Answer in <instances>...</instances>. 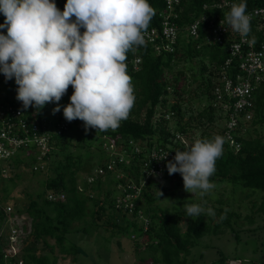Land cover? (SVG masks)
Returning a JSON list of instances; mask_svg holds the SVG:
<instances>
[{"label":"trees","instance_id":"trees-1","mask_svg":"<svg viewBox=\"0 0 264 264\" xmlns=\"http://www.w3.org/2000/svg\"><path fill=\"white\" fill-rule=\"evenodd\" d=\"M217 2L219 0H181V5L177 8L179 12L177 24L180 31L173 52L163 50L164 42L160 41L161 39L157 40L158 46L161 47L160 52L156 51V45L145 43L128 50L125 64L133 85L134 104L127 118L116 128L97 130V135L91 138L97 140L101 137L106 141L102 145L103 148H97V153L103 154L98 156L97 164H94V155L89 152L91 144L82 139L77 146V152L69 151L71 141L74 140L70 131L73 125L77 128L80 126L76 123L77 119L73 120L68 130L53 136L50 163L47 169L39 172L53 169L55 174L46 182V189L49 192L63 193L65 200H49L46 192L26 196L28 204L25 211L31 219L30 235L34 247L22 250L20 256L24 264H58L59 258L68 256L73 257L72 264H77L78 246L70 241L69 235L90 232L89 227L103 224L111 226L118 233H129L131 239L135 238L134 242L140 241L137 242L139 245L137 248L145 252L136 264H187L191 250L199 245L202 238L210 234L222 235L225 230L233 228V220L240 216L235 211L225 210L224 207L218 209L215 207L216 215L202 212L199 216L192 217H187L182 207L184 203H193L192 199L182 198L177 201L179 205L163 207L159 204L160 200L165 197L171 199L175 192L161 188L160 184L154 181H149L142 189L137 201L139 206L133 214L134 219H130L116 209L117 187L119 184L126 185L131 180L139 183L142 161L133 160L130 165L118 163L115 171H109L104 175L96 173V170L109 159L104 145L114 144L116 151L126 149L130 153L132 152L128 147L130 139L136 142L143 140L150 144L157 142L164 146L172 139L173 132L186 136L201 133L200 139L214 137L212 132H208L214 128L218 120L217 111L213 107L214 81L222 64L230 57L227 42L219 44L207 39L210 34L208 22L212 19L217 20L228 11L215 9L213 6ZM55 3L62 11L66 0H55ZM149 3L154 14L146 29H159L160 14L166 10L165 2L149 0ZM260 6H264V0H247L246 11ZM203 17L207 20L202 22L199 36L189 37L185 26ZM3 22L4 16L0 14V23ZM137 58L141 59V63L136 70ZM0 78V83L13 81H5L3 74H0ZM195 102H199L196 113ZM254 104L251 121L247 122L245 132H241L243 134L236 139L241 144L240 150L234 152L223 138V152L215 162V172L209 178L211 182H226L264 192V82L254 91ZM44 106L39 110L29 106L25 113L33 120L41 121L46 118ZM50 121L60 123L67 120L60 115ZM83 149H86L85 153L82 152ZM176 149L182 150V146L176 145ZM14 163L17 169L22 164L23 167L28 165L20 159H15ZM94 168L95 171L92 172ZM31 171L36 173L32 169ZM119 172L124 175L122 179L116 176ZM84 173L87 174V180L79 183V178ZM172 175L178 179V185L173 187L175 189L182 185L183 181L179 173ZM93 177V181L90 182V178ZM105 177H110L113 181L112 189L103 187ZM1 179L4 178L0 177ZM2 191L5 193L2 199H5L8 191L6 188ZM138 211H142L147 219L146 230L144 225L139 223ZM254 212L264 214V197ZM215 217H219L221 221L216 222ZM6 219L5 211L0 208V234ZM246 219L253 222L255 217L247 216ZM185 220L186 228L183 229ZM80 223L83 226L77 227L76 225ZM143 238L145 242L142 241ZM50 240L54 243H50ZM3 248L0 235V264H16V258L7 261L4 259ZM229 263L227 257L222 255L214 264Z\"/></svg>","mask_w":264,"mask_h":264},{"label":"clouds","instance_id":"clouds-1","mask_svg":"<svg viewBox=\"0 0 264 264\" xmlns=\"http://www.w3.org/2000/svg\"><path fill=\"white\" fill-rule=\"evenodd\" d=\"M246 8L247 0L233 2L223 17L245 36L251 20ZM0 14L6 30L0 31V74L14 80L23 109L52 102L53 114L62 107L64 118L83 121L86 131L116 128L127 118L135 96L126 53L144 44L142 33L154 14L149 0H66L62 11L55 0H0ZM69 86V103L61 106ZM222 152L223 137L199 138L166 161L170 175L164 180L179 173L186 192L203 196L213 188L209 178ZM182 207L187 217L215 215L197 203Z\"/></svg>","mask_w":264,"mask_h":264},{"label":"built area","instance_id":"built-area-1","mask_svg":"<svg viewBox=\"0 0 264 264\" xmlns=\"http://www.w3.org/2000/svg\"><path fill=\"white\" fill-rule=\"evenodd\" d=\"M164 2L166 10L160 14V28L146 29L142 34L144 43L156 45V51H161L157 43V40L161 39L160 41L164 42L162 43L164 44L163 50L173 52L180 31V26L177 24L179 19L177 8L180 7L181 0H164ZM232 3L231 0H219L213 7L229 10ZM248 13L251 14L250 32L246 36L233 31L226 22H223L224 14L217 20L212 19L207 25L210 32L207 39L219 44L227 42L230 53V57L222 64L218 77L214 81L213 107L218 115L215 125L219 123L221 136L234 152H238L241 148V144L236 139L245 132L247 122L253 117L254 91L264 82V6L250 10ZM206 20L207 18L203 17L185 26L188 36L197 38L202 22ZM140 63L141 59L137 58L135 60L136 70ZM166 117L170 118L169 115ZM72 122L73 120L52 123L47 118L35 121L26 115L21 103L0 102V177L10 178L16 172L15 159L25 161L27 164L28 161H32L31 169L35 172L47 169L50 163L49 154L52 152L53 136L68 130ZM193 139L194 136H186L178 132H173L171 142H167L164 146L157 142L150 144L147 141L136 142L130 139L128 142V147L132 150L130 153L126 149L116 151L114 144L104 145L109 159L106 164L96 170L98 175L115 171L118 163L130 165L133 160L142 161L140 162L141 179L139 183L131 180L126 185L119 184L117 187L115 205L121 215L126 214L130 219H134L133 214L139 206L137 201L142 189L149 181L162 182L166 176L170 175L165 164L174 157L177 150L176 145H181L182 150H185L195 141ZM116 176L122 179L124 175L119 172ZM93 179L94 177L89 181ZM47 198L52 201H63L65 195L59 192H49ZM5 212L7 215L11 214L12 207L8 206ZM138 213L139 223L144 225L146 230L148 228L147 219L142 211ZM0 235L4 247V258L6 260L16 258L18 264H24L20 256L23 248L19 246L23 240L22 235H19L12 220L6 219Z\"/></svg>","mask_w":264,"mask_h":264},{"label":"rangeland","instance_id":"rangeland-1","mask_svg":"<svg viewBox=\"0 0 264 264\" xmlns=\"http://www.w3.org/2000/svg\"><path fill=\"white\" fill-rule=\"evenodd\" d=\"M16 87L14 80L12 83H0V102L13 101L21 103L15 98ZM71 93L72 87L69 86L66 94L58 103L61 106L69 103L68 98ZM54 107L55 104L52 102L45 103L44 113L47 119L63 116L62 107L60 111L53 114L52 109ZM196 109H199V102H195V113ZM76 123L80 126L77 128L76 125H73L70 131L74 140L71 141L69 151L77 152V146L82 139L87 144H91L89 152L94 155V164H97L98 156L103 155L97 153V148H103L102 145L105 144V139L100 137L97 140H91L92 137L97 135V130L88 128L86 131L83 121L79 119ZM218 124L217 122L214 128L208 130V132H212L214 136H221ZM199 134L201 133H197L193 140L199 139ZM86 149L88 151V148ZM86 149H83L82 152L85 153ZM31 164L32 161H28V165L17 169L10 178L0 180V208L7 211L8 206L12 207V213L7 215V220H12L19 235H22L23 240L19 246L24 250L34 247L33 238L30 235L31 219L25 211L28 204L26 196L48 193L49 190L46 189L45 184L55 174L53 169L48 172L33 173ZM95 168L92 172L95 171ZM84 179L87 180L86 173L81 175L79 183ZM112 182L110 177H105L103 187L112 189ZM177 183L178 179L174 176L160 182L161 188H166L169 192H175L171 199L165 197L160 200L159 204L163 207L168 206L171 208L173 205H179L177 201L184 198V200L192 199L193 203L200 204L204 209L210 207L214 210L215 207L216 209L224 207L225 210L235 211L240 216L233 220V228L225 230L224 234H210L202 238L199 245L191 250L187 264H214L222 255L227 257L230 261L229 264H264V214L254 212L261 204L264 197L263 191L226 182H212L213 188L201 196L198 192H186L183 184L173 189L174 186L178 185ZM3 188L8 191L5 199H2L5 194L2 191ZM214 213L216 215L217 211L214 210ZM247 216H254V221L250 222L249 219H246ZM214 220L216 222L221 221L219 217H215ZM186 222L187 220H185L183 229L186 228ZM76 226H83V224L80 223ZM89 229L90 232L71 233L69 235L70 241L78 246L77 264H136L140 256L144 255L145 251L137 248L139 246L137 242L140 243V241L134 242L135 238L131 239L129 233H118L106 224L92 226ZM142 241L145 242L144 238ZM50 243L53 244L54 241L50 240ZM4 244L7 243L4 242ZM72 259V256L59 258L58 264H72Z\"/></svg>","mask_w":264,"mask_h":264}]
</instances>
